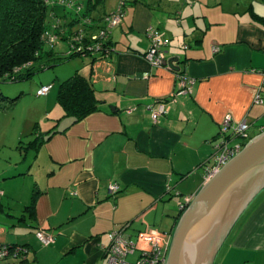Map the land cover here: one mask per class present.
I'll return each mask as SVG.
<instances>
[{
    "label": "crops",
    "instance_id": "0c3cea01",
    "mask_svg": "<svg viewBox=\"0 0 264 264\" xmlns=\"http://www.w3.org/2000/svg\"><path fill=\"white\" fill-rule=\"evenodd\" d=\"M101 12L108 14L105 5ZM150 25L166 41L165 59L195 80L191 94L172 95L174 69L145 59ZM110 38L108 58L79 67L98 109L70 124L57 104L61 126L29 146L35 159L26 171L0 169V244L27 249L24 259L0 263L106 264L108 233L125 225L136 244L128 257L136 260L150 250V236L171 239L179 204L204 183V162L223 118L245 120L250 137L264 130V0H128ZM259 88L263 101L256 104ZM51 89L52 83L47 98ZM168 97V112L153 123L148 106ZM112 183L116 193L108 191ZM37 228L54 242L42 246ZM214 264H264V193Z\"/></svg>",
    "mask_w": 264,
    "mask_h": 264
},
{
    "label": "trees",
    "instance_id": "16d2710c",
    "mask_svg": "<svg viewBox=\"0 0 264 264\" xmlns=\"http://www.w3.org/2000/svg\"><path fill=\"white\" fill-rule=\"evenodd\" d=\"M100 1L102 0H88L86 3L87 13L98 22L94 27L83 28L88 34L96 33V28L99 27L101 17L94 18L91 12ZM47 8L49 6L46 0H0V81L26 80L39 70L55 66L73 57H81L92 65L94 62L108 58L114 52L110 38L111 31L108 37L101 41L100 48L89 47L92 41L86 37L83 48L73 47L67 52L58 50V43L64 46V43H67L70 46L71 42H68L67 36L75 34L73 29L77 27V22L67 17L65 11L63 15L56 11L48 14ZM65 26H69V30H64ZM46 32L56 34L59 37L58 42L48 44ZM0 98L7 99L10 106L17 99V97L9 99L1 92ZM56 99L63 110L62 117L68 118L70 124L78 122L98 109V101L94 96L91 81L79 68L59 81ZM55 132L54 128L49 129L44 140ZM36 139L31 141L30 145L37 146L44 141L42 139L38 141V137ZM33 195L34 197L37 195L36 190ZM251 206L252 204L249 208ZM31 207L32 205L26 206V209Z\"/></svg>",
    "mask_w": 264,
    "mask_h": 264
},
{
    "label": "built area",
    "instance_id": "2783aa9c",
    "mask_svg": "<svg viewBox=\"0 0 264 264\" xmlns=\"http://www.w3.org/2000/svg\"><path fill=\"white\" fill-rule=\"evenodd\" d=\"M87 1L88 0H46L52 13H55V8L61 7L66 12L65 14L67 17L77 22V27L73 29L75 34L67 36L68 42H71L70 46L64 43L66 52L73 47H76V49L83 48L85 43L84 38L86 37H89L90 41H92L91 44L89 43V47L100 48L102 44L101 41L108 37L110 31L121 22L124 16L125 1L123 0L115 11L101 17L99 27L96 28V33L93 32L88 34L83 28L94 27L98 22L87 13ZM64 30H69V26H65ZM45 34L48 44L52 45L58 42L59 37L56 34H51V32H46ZM146 34L150 40V45L144 54L145 59L151 66L159 67L166 65L174 69L177 85L172 95L191 94L195 80L176 67L175 62L165 59L163 46L166 45V41L161 38L160 32L150 25L146 28ZM261 73L264 78V70ZM49 90L50 85H41L36 93L38 96H43L46 95ZM260 91L259 88L254 97L253 102L256 104H260L263 101ZM170 99V97L160 99L156 101L154 105L148 106L153 123L158 122L159 119L168 112ZM248 129L249 124L245 120L234 121L230 115H226L223 118L218 135L213 140V152L204 162V182L212 178L222 166L242 150L246 142L251 138ZM118 189V185L112 183L109 185L108 191L110 193H116ZM190 200L191 198L187 197L185 202L179 204V210L181 212L186 208ZM125 228L126 225L108 233L109 243L104 248L106 264H166L171 239L164 242L158 234L150 236V250L143 251L136 260L129 261L127 257L135 251L136 244L125 233ZM34 235L42 246H48L54 242V235L48 230L37 228ZM142 235L145 236V234ZM26 252L27 249L23 245L0 244V260L9 258L24 259Z\"/></svg>",
    "mask_w": 264,
    "mask_h": 264
},
{
    "label": "water",
    "instance_id": "95a60500",
    "mask_svg": "<svg viewBox=\"0 0 264 264\" xmlns=\"http://www.w3.org/2000/svg\"><path fill=\"white\" fill-rule=\"evenodd\" d=\"M264 189V130L194 194L171 235L166 264H214L229 233Z\"/></svg>",
    "mask_w": 264,
    "mask_h": 264
},
{
    "label": "rangeland",
    "instance_id": "374dc122",
    "mask_svg": "<svg viewBox=\"0 0 264 264\" xmlns=\"http://www.w3.org/2000/svg\"><path fill=\"white\" fill-rule=\"evenodd\" d=\"M122 1L123 0H104V5L108 9L106 13L109 14L115 11ZM124 1L128 2V0ZM104 5L101 4L95 9V16H104V13L101 12ZM55 11L60 15H63L64 12L61 7L55 8ZM47 13H51L50 7L47 8ZM84 62L85 61L81 57H73L55 66L39 70L26 80L16 82L0 81V92L4 96L9 99L17 97L11 106L7 99L2 100L0 98L1 170L6 171L8 169L9 173H12L17 166V168L20 167L26 171L29 165L33 163L35 153L31 149L29 150L30 142L36 141L37 137L38 141H40L43 136L47 135L49 128L57 129L61 126V124L55 120L59 117L57 116V111H55V106L58 104L56 94L59 83L55 75H57L61 69L69 68V70H72L71 66H73L74 68L71 73L66 74V71L63 72L65 75L64 77H67L71 75L76 68L82 67ZM43 83H48L50 86L52 83L53 89H51V96L48 98L45 95H36V89ZM263 193L264 189L257 194L249 206ZM245 211L243 214H245ZM128 259L133 261L132 256H129Z\"/></svg>",
    "mask_w": 264,
    "mask_h": 264
}]
</instances>
